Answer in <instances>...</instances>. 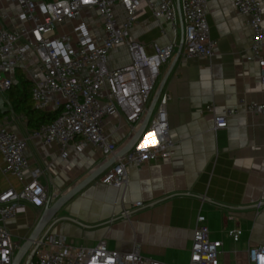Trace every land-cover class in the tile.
<instances>
[{
  "label": "crops",
  "instance_id": "obj_1",
  "mask_svg": "<svg viewBox=\"0 0 264 264\" xmlns=\"http://www.w3.org/2000/svg\"><path fill=\"white\" fill-rule=\"evenodd\" d=\"M259 1L264 9V0ZM116 9L123 24L125 14L121 7ZM17 14L15 2L0 0V28L15 30ZM136 17L129 39L146 46L180 44L179 20L174 33L165 21L153 18L146 2ZM80 21L90 26L94 37L102 36L97 13L89 10L59 26L56 34L70 35ZM207 23L215 43L214 56L189 63L178 59L172 67L175 56L162 68L158 80L157 88L172 67L161 95L171 96L168 124L173 156L141 167L129 166V182L120 189L102 185L103 173L60 211L55 225L48 228L53 234L67 237L75 247L92 248L104 241L110 250L127 253L137 247L143 256L166 264H189L193 233L201 216L210 238L223 243L220 264H248L247 249L264 246V118L242 107V103H264L260 69L250 52L252 32L248 18L235 9L233 0H208ZM129 63L124 46L109 54L112 70ZM30 73L25 75L29 79L40 77L35 63ZM0 97L7 111H0V123L6 121L9 131L28 139L26 119L11 112L7 93ZM215 115L226 116V130L215 132ZM103 131L118 152L133 137L119 116L105 119ZM26 154L29 172L23 182L4 172L0 154V194L9 189L21 191L30 174L39 171L43 173L41 183L63 195L104 162L100 150L92 146L81 153L72 149L63 160L57 145L44 146L31 139ZM139 202L143 207L123 215ZM43 210L25 204L6 223L15 242L22 245ZM233 232L242 233L238 243L232 240Z\"/></svg>",
  "mask_w": 264,
  "mask_h": 264
},
{
  "label": "built area",
  "instance_id": "obj_2",
  "mask_svg": "<svg viewBox=\"0 0 264 264\" xmlns=\"http://www.w3.org/2000/svg\"><path fill=\"white\" fill-rule=\"evenodd\" d=\"M18 7L13 30L0 28V95L15 82V71L30 75L35 63L39 78L33 82L31 99L35 109L43 112L60 110V116L50 125L30 131L28 139L20 137L0 123V154L4 172L23 182L29 172L28 140L44 146L57 145L63 160L69 151L83 152L88 146L100 150L106 162L118 153V147L104 134V121L122 117L134 135L152 102L162 68L178 54L183 63L214 56L215 43L210 39L207 23L208 0H179L183 22L182 46L176 42L162 47L157 43L146 46L128 38L136 24V13L143 2L157 21H165L175 33L180 21L177 0H10ZM233 6L248 18L252 32L250 52L260 69V83L264 87V9L259 0H233ZM117 7L125 14L119 21ZM83 10L95 11L99 18L101 37L92 35L90 26L80 21L70 35L59 36L57 28L80 17ZM37 33L39 36H37ZM124 46L130 63L117 69L108 66L109 54ZM149 49V50H148ZM67 57V59H65ZM170 95H161L147 130L138 145L110 167L101 177L104 186L120 189L129 182V166L167 160L173 156L174 143L168 124ZM243 109L264 118V103H242ZM213 112L212 107H207ZM228 127L226 116H214V130ZM141 145H144L141 147ZM43 173L34 171L21 191L6 190L0 194V264H12L20 248L6 227L25 204L44 208L57 201L62 194L50 191L41 183ZM143 207L132 205L124 212ZM241 232L231 233L238 243ZM36 248L30 264H166L141 254L134 247L130 252L110 250L104 241L92 248L75 247L67 237L46 229L32 249ZM223 243L210 238V231L201 216L193 233L189 264H220ZM264 246L247 249L248 264H261Z\"/></svg>",
  "mask_w": 264,
  "mask_h": 264
},
{
  "label": "water",
  "instance_id": "obj_3",
  "mask_svg": "<svg viewBox=\"0 0 264 264\" xmlns=\"http://www.w3.org/2000/svg\"><path fill=\"white\" fill-rule=\"evenodd\" d=\"M30 1H40V0H30ZM177 10H178V14L180 18V25H181L180 45L182 46L184 37H183V22H182V17H181V12H180L179 0H177ZM180 53H181V47L178 51V54L176 55V58H175V61L172 67L174 66L175 62L179 59ZM171 69L168 71V73L166 74V76L161 81L160 85L158 86L154 94V97L152 99V102L146 112V115L140 127L137 129V131L135 132L131 140L128 142V144L123 149H121L118 153H116L112 158H110L106 162H103L97 169L92 171L83 181L75 185L68 192L64 193L57 201H55L52 204L48 203L44 207V210L41 214L39 221L34 227L32 233L27 238H25L22 245H20V248L18 249L17 253L15 254L12 260V264H22L24 260H25V264H30V262L34 259L35 252H36V248L32 249L34 243L38 240V238L41 236V234L44 232L46 228H50L51 226L55 225V223L57 222L56 217L58 216L60 211L69 202H71L78 194H80L86 187L94 183L103 173H105L110 167H112L117 162V160L124 157L136 145L139 144L154 114L157 103L164 90V87L168 79V76L171 72ZM0 111L3 114L7 112L6 109L4 108V102L1 97H0Z\"/></svg>",
  "mask_w": 264,
  "mask_h": 264
},
{
  "label": "trees",
  "instance_id": "obj_4",
  "mask_svg": "<svg viewBox=\"0 0 264 264\" xmlns=\"http://www.w3.org/2000/svg\"><path fill=\"white\" fill-rule=\"evenodd\" d=\"M32 87L33 82L21 70H16L15 82L6 92L11 112L15 115L23 116L30 131L52 124L61 113L60 110L43 112L35 109L31 99Z\"/></svg>",
  "mask_w": 264,
  "mask_h": 264
},
{
  "label": "clouds",
  "instance_id": "obj_5",
  "mask_svg": "<svg viewBox=\"0 0 264 264\" xmlns=\"http://www.w3.org/2000/svg\"><path fill=\"white\" fill-rule=\"evenodd\" d=\"M83 2L87 4L90 2V0H83ZM65 59H67V57ZM261 264H264V257L261 258Z\"/></svg>",
  "mask_w": 264,
  "mask_h": 264
},
{
  "label": "snow or ice",
  "instance_id": "obj_6",
  "mask_svg": "<svg viewBox=\"0 0 264 264\" xmlns=\"http://www.w3.org/2000/svg\"><path fill=\"white\" fill-rule=\"evenodd\" d=\"M37 36H39V34L37 33ZM144 145H141V147H143Z\"/></svg>",
  "mask_w": 264,
  "mask_h": 264
},
{
  "label": "rangeland",
  "instance_id": "obj_7",
  "mask_svg": "<svg viewBox=\"0 0 264 264\" xmlns=\"http://www.w3.org/2000/svg\"><path fill=\"white\" fill-rule=\"evenodd\" d=\"M22 264H25V260L22 262Z\"/></svg>",
  "mask_w": 264,
  "mask_h": 264
}]
</instances>
